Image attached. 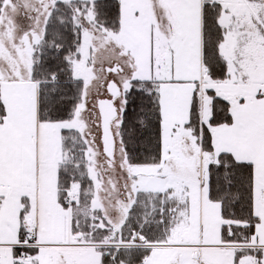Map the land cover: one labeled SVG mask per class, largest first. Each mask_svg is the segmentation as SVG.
<instances>
[{"label":"snow or ice","instance_id":"obj_1","mask_svg":"<svg viewBox=\"0 0 264 264\" xmlns=\"http://www.w3.org/2000/svg\"><path fill=\"white\" fill-rule=\"evenodd\" d=\"M0 264H264V0H0Z\"/></svg>","mask_w":264,"mask_h":264}]
</instances>
